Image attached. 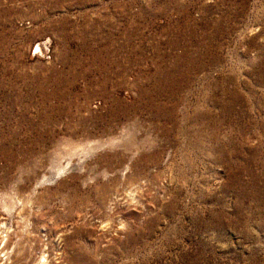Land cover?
<instances>
[{
    "label": "rangeland",
    "instance_id": "1",
    "mask_svg": "<svg viewBox=\"0 0 264 264\" xmlns=\"http://www.w3.org/2000/svg\"><path fill=\"white\" fill-rule=\"evenodd\" d=\"M0 264H264V0H0Z\"/></svg>",
    "mask_w": 264,
    "mask_h": 264
}]
</instances>
